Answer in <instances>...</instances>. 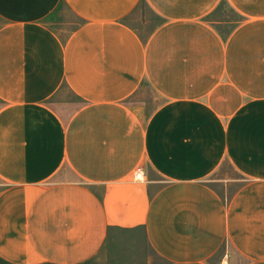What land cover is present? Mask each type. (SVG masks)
<instances>
[{"label": "crops", "instance_id": "crops-1", "mask_svg": "<svg viewBox=\"0 0 264 264\" xmlns=\"http://www.w3.org/2000/svg\"><path fill=\"white\" fill-rule=\"evenodd\" d=\"M138 230L163 264H264V0H0V264Z\"/></svg>", "mask_w": 264, "mask_h": 264}, {"label": "rangeland", "instance_id": "rangeland-1", "mask_svg": "<svg viewBox=\"0 0 264 264\" xmlns=\"http://www.w3.org/2000/svg\"><path fill=\"white\" fill-rule=\"evenodd\" d=\"M143 7L146 6L143 4ZM215 15H211V18H215ZM145 21V20H144ZM141 23L139 22V25ZM67 92V91H66ZM142 96L146 101H150L152 104L160 103L161 97H158L152 89L145 83L142 90ZM127 235L124 232H115L101 255L97 256L95 260L87 264H163L161 259L156 257L148 258L145 256L146 248L141 249L133 245L135 241H142V232L138 230L134 234Z\"/></svg>", "mask_w": 264, "mask_h": 264}, {"label": "built area", "instance_id": "built-area-1", "mask_svg": "<svg viewBox=\"0 0 264 264\" xmlns=\"http://www.w3.org/2000/svg\"><path fill=\"white\" fill-rule=\"evenodd\" d=\"M134 177L136 180H143L144 179V170L142 167H138L135 174H134Z\"/></svg>", "mask_w": 264, "mask_h": 264}]
</instances>
